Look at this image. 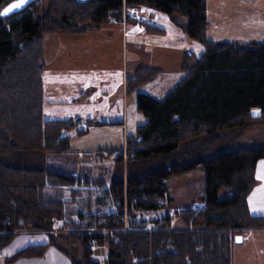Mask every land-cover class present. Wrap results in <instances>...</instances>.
I'll list each match as a JSON object with an SVG mask.
<instances>
[{"label": "trees", "instance_id": "1", "mask_svg": "<svg viewBox=\"0 0 264 264\" xmlns=\"http://www.w3.org/2000/svg\"><path fill=\"white\" fill-rule=\"evenodd\" d=\"M9 1L0 0V9ZM124 5L181 15L185 34L203 47L198 57L183 53L182 76L162 99L136 93V109L145 122L126 138L123 152L127 160L166 156L199 137L205 139L208 148L221 131L264 121V42L206 38L205 0H35L22 11L0 18V154H10L16 146L55 156L71 154L70 138L63 132H82L77 128L79 120L41 118L42 35L98 29L119 21ZM83 22L87 25L79 26ZM143 29L161 32L149 23H144ZM158 74L152 68L134 69L125 77V91H135ZM253 108L259 110L257 117L250 113ZM262 158L264 146L237 147L164 164L125 180L112 179L107 186L98 183L102 185L101 197L116 204L118 212H77L75 219L67 211L78 193L72 186L87 185V180L75 181L74 175L0 162V250L21 228L47 232L53 229L54 220H61L62 224L97 232L71 231L82 247L83 261L71 259V264H230L234 231L264 227L262 216L251 214L246 205V196L255 185L256 162ZM194 169L203 173V197L198 205L202 207L178 211L186 229H171L167 215L159 219L154 230L132 221L123 228V205L128 211L164 207L157 200L167 199L165 180ZM63 189L69 190L66 203L60 199ZM101 230L106 234H100ZM104 242L106 256L92 261V246ZM48 244L59 248L50 238ZM45 247L27 246L11 259L38 256Z\"/></svg>", "mask_w": 264, "mask_h": 264}, {"label": "rangeland", "instance_id": "2", "mask_svg": "<svg viewBox=\"0 0 264 264\" xmlns=\"http://www.w3.org/2000/svg\"><path fill=\"white\" fill-rule=\"evenodd\" d=\"M125 6L121 8V19L128 23L126 25L128 32H137L138 27H141L142 31V24H144L142 19L138 22V17H128L127 6ZM133 7L136 11L135 6ZM140 10L151 12L144 7H140ZM206 11H208L206 38L237 40L245 43L264 42V0H205V15ZM154 13V19L149 18L145 22L154 23L164 29V34L159 33L155 39L159 42L181 43L180 34L185 32L180 27H177L179 29L177 32L178 24L174 14L168 16L163 12L154 11ZM126 17L131 20H127ZM176 19L182 21V16L178 14ZM86 25L87 22L79 24L81 27ZM42 37L41 118L42 120L78 119L77 128L82 132L77 133L75 129L63 132V135L70 138L69 152L71 154L69 155L55 156L16 146L12 153L0 154V162L52 170L68 176L74 175L75 181L87 180L89 183L87 185L72 186L78 191L76 198L67 209L73 219L77 212L82 214L118 212L116 204L101 197L102 185L98 183L107 186L112 179L125 180L127 176L144 174L164 164L189 161L199 155L212 156L222 150L231 149L229 147L231 143L244 145L255 142L258 146H264V121L254 120L243 127L219 132L216 143L208 148L205 147V139L199 137L181 144L177 151L166 156L144 161L127 160L123 152L126 138L133 135L136 126L143 124L145 119L136 109L137 91L126 92L123 98L119 87L121 73L112 67L114 64H119L116 52L112 47L97 46L95 49L85 46V42L75 43L78 41L77 38L72 40L58 32L44 33ZM56 38L60 42H56ZM94 42L98 43V40ZM182 42L186 51L195 57L203 51L202 45L191 38ZM59 43H62L65 49L61 48ZM101 49L106 53L102 60L98 55ZM100 62L106 63L111 72H87L89 70L84 72L76 67L78 65L99 68L103 66ZM180 76L181 73L175 78L174 76L160 78L140 88L139 91H144L150 94L149 96L160 100L175 86ZM82 96L85 99H82ZM81 100H84L83 103ZM108 150L113 151L109 153ZM195 151H199L198 155L197 153L194 155ZM118 156L121 158L120 161L115 160ZM262 160L264 161V159L260 161ZM259 165H264V162H259ZM165 181L171 202L168 199L157 200V203H163L164 207L151 211L140 209L128 211L123 205L121 216L124 218V229L128 227L127 222L132 221L143 222L146 230H154L159 219L167 215L168 211H175L176 214L172 220H169L171 229L187 228L180 219L178 211L200 204L204 189L202 170L194 169L185 174L171 176ZM60 199L65 203L70 200L68 189L61 190ZM52 224L53 229L43 233L50 236L48 239L55 241L76 260L83 262L82 247L75 237L70 235L71 231H78L81 234L97 232L80 226L62 224L61 220H54ZM24 230L28 231L30 228L26 226L17 231ZM239 232L234 231V237L242 236V238L240 237V242L234 241L233 238L230 246V264H264V231L238 234ZM99 233L106 234L105 230ZM105 243L92 246L90 256L92 261L99 262L106 256Z\"/></svg>", "mask_w": 264, "mask_h": 264}, {"label": "crops", "instance_id": "3", "mask_svg": "<svg viewBox=\"0 0 264 264\" xmlns=\"http://www.w3.org/2000/svg\"><path fill=\"white\" fill-rule=\"evenodd\" d=\"M140 7H144V6H135L136 11L132 13H128L129 16L128 15L127 16L130 18L141 17L143 23H149V22H145V20L149 18L152 20L154 19L155 17L154 10L144 7L146 8V10H151V12L150 11L144 12L140 10ZM207 14L208 11H206L205 16H207ZM173 16L177 24L179 25V26L176 25V30H178L177 32H179L178 28L179 27L182 28L184 20L183 18L182 21L176 19V16H178V14L176 13ZM127 24L128 23L125 20L121 19L119 21L109 22L99 27L98 29L87 28L78 33L62 35V36H68L67 38H71L72 40L77 38L78 41L76 42L74 41L75 43L85 42L86 43L85 46L90 48L96 49L97 46H101L103 48L106 47L113 48V50L116 52V55H118L119 57L118 58L119 64H114V66L112 67H115L117 71H120L121 73L119 87L121 88V93L123 94V98L126 96V91H125L126 75L130 74L134 69L138 67L152 68L158 70L159 74L154 79L148 81L145 84L140 85L135 90L137 91L136 93H144L150 95L144 91L140 92L141 90L139 91V89L144 88V86L148 85L153 81L160 80V78L167 76H174L175 78L181 73L180 65L182 62L183 53L187 52L184 46L182 45L183 43L182 41L185 42L190 38L185 33H183L182 35L180 34L179 37L181 43L179 42L175 43L171 41L159 42L155 39L156 38L155 36L158 35L159 33L163 35L164 29L159 27L158 25H155L154 23H149L154 27H158L161 30V32L159 33L144 31L143 29L144 24H142V31L130 33L126 28ZM55 40L56 42H60L59 39L57 41V38ZM95 40H98V43L97 42L95 43L94 42ZM216 41H224V40H216ZM229 41H237V40H229ZM238 42H242V41H238ZM59 46L61 48L64 47L62 43H59ZM63 49H65V47ZM103 51L104 50L101 49L98 52V55L101 56V60L104 57V55H106V53H104ZM100 63L103 66L99 68H96V66L87 67V66H78V65H76V67H79L80 70L82 69L84 72L86 70H89L87 72H96V71L111 72V70L108 69L110 67L106 63L104 62H100ZM81 98L83 99L84 97L82 96ZM83 101L84 100H81L82 103ZM250 113L253 117H257L259 115V110L257 108H253L251 109ZM224 131H231V130H224ZM238 146L258 147V145H256L255 142L244 145L231 143L229 145L231 149L233 147L237 148ZM228 150H222V151H228ZM260 160L261 159H259L255 165V169H254L255 185L246 196V205L248 211L251 214L262 216L264 223V165H259V162H264V161L263 160L260 161ZM169 198L170 196L167 195V199ZM169 202H171V198ZM239 231L240 232L238 234L244 232L246 233L261 232L264 231V227L261 229H242ZM240 237L242 238V236ZM30 245H45L46 247L44 248L43 252L38 256L37 255L20 256L11 259V257L16 252ZM57 246L59 248H57L52 244H48V237L46 234L43 233V231L40 230L17 231L15 232L12 239L0 250V264H71L70 262L71 259L76 260L75 257L71 256V254L68 251L61 248L60 245L57 244Z\"/></svg>", "mask_w": 264, "mask_h": 264}, {"label": "water", "instance_id": "4", "mask_svg": "<svg viewBox=\"0 0 264 264\" xmlns=\"http://www.w3.org/2000/svg\"><path fill=\"white\" fill-rule=\"evenodd\" d=\"M35 0H24V2L21 4L20 7L18 8H13L11 11L7 12L6 14L0 15V18H4L7 16H10L12 14H16L20 11H22L24 8H26L28 5H30L31 3H33ZM78 2H84L86 0H77ZM13 3H20V0H11L8 3H6L1 9H0V13H3L4 10L6 8H8L10 5H12ZM234 241L239 242L240 241V237L239 236H235L234 237Z\"/></svg>", "mask_w": 264, "mask_h": 264}, {"label": "built area", "instance_id": "5", "mask_svg": "<svg viewBox=\"0 0 264 264\" xmlns=\"http://www.w3.org/2000/svg\"><path fill=\"white\" fill-rule=\"evenodd\" d=\"M126 7V6H125ZM132 12H134V7L133 6H127L126 7V13H132ZM140 20H141V18H138V22H140ZM136 31L137 32H139V31H141V27H138L137 29H136ZM200 207H202V206H200ZM199 207V208H200ZM175 211H168L167 212V216H168V218H169V220H172L174 217H175ZM122 219H124L123 217H122ZM103 221V220H102ZM101 221V222H102ZM95 243V241L94 240H91V244H94Z\"/></svg>", "mask_w": 264, "mask_h": 264}, {"label": "snow or ice", "instance_id": "6", "mask_svg": "<svg viewBox=\"0 0 264 264\" xmlns=\"http://www.w3.org/2000/svg\"><path fill=\"white\" fill-rule=\"evenodd\" d=\"M23 2L24 0H20V3H13L8 8H6L3 13H0V15L6 14L7 12L11 11L13 8L20 7Z\"/></svg>", "mask_w": 264, "mask_h": 264}]
</instances>
